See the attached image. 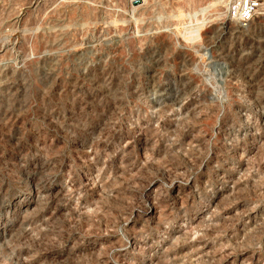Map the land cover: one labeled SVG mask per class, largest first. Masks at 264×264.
Wrapping results in <instances>:
<instances>
[{"label":"rangeland","instance_id":"obj_1","mask_svg":"<svg viewBox=\"0 0 264 264\" xmlns=\"http://www.w3.org/2000/svg\"><path fill=\"white\" fill-rule=\"evenodd\" d=\"M134 1L0 0V264H264V15Z\"/></svg>","mask_w":264,"mask_h":264},{"label":"built area","instance_id":"obj_2","mask_svg":"<svg viewBox=\"0 0 264 264\" xmlns=\"http://www.w3.org/2000/svg\"><path fill=\"white\" fill-rule=\"evenodd\" d=\"M227 13L228 18L246 27L257 16L264 15V0H231Z\"/></svg>","mask_w":264,"mask_h":264},{"label":"bare ground","instance_id":"obj_3","mask_svg":"<svg viewBox=\"0 0 264 264\" xmlns=\"http://www.w3.org/2000/svg\"><path fill=\"white\" fill-rule=\"evenodd\" d=\"M143 2H144V0H142ZM42 2V1H41ZM52 2V1H51ZM51 2H49V3H51ZM142 2V3H143ZM142 6V5H141ZM135 7H137V6H135ZM140 7V6H139ZM44 9V8H43ZM19 19V18H18ZM230 19V18H229ZM231 20V19H230ZM13 21V20H12ZM231 21H233V20H231ZM27 22V21H26ZM240 27H242V26H240ZM109 36V35H108ZM159 98V97H158ZM229 172V171H228ZM39 189V188H38ZM50 192V191H49ZM148 212V211H147ZM3 214V213H2ZM151 218V217H150Z\"/></svg>","mask_w":264,"mask_h":264},{"label":"water","instance_id":"obj_4","mask_svg":"<svg viewBox=\"0 0 264 264\" xmlns=\"http://www.w3.org/2000/svg\"><path fill=\"white\" fill-rule=\"evenodd\" d=\"M141 2V0H135L134 1V3H140Z\"/></svg>","mask_w":264,"mask_h":264}]
</instances>
